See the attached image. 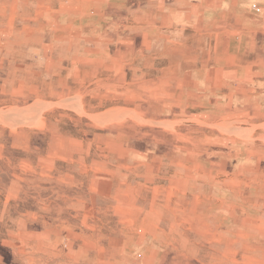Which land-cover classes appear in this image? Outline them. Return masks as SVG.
Here are the masks:
<instances>
[{
	"label": "rangeland",
	"instance_id": "rangeland-1",
	"mask_svg": "<svg viewBox=\"0 0 264 264\" xmlns=\"http://www.w3.org/2000/svg\"><path fill=\"white\" fill-rule=\"evenodd\" d=\"M168 4L0 0V264H264V88Z\"/></svg>",
	"mask_w": 264,
	"mask_h": 264
},
{
	"label": "crops",
	"instance_id": "crops-1",
	"mask_svg": "<svg viewBox=\"0 0 264 264\" xmlns=\"http://www.w3.org/2000/svg\"><path fill=\"white\" fill-rule=\"evenodd\" d=\"M166 1V0H164ZM264 0H169L168 19L163 26L172 29L192 28L196 49L202 48L210 36L209 51L217 74H226L227 84L237 81L242 75L245 90L264 88V10L254 11L251 3ZM257 5V4H255ZM183 7V8H182ZM208 39V38H207ZM207 46V43L205 42ZM207 48V47H206ZM212 67V66H211ZM204 69L201 70L203 73ZM248 95V96H247ZM245 95V105H262L261 97Z\"/></svg>",
	"mask_w": 264,
	"mask_h": 264
},
{
	"label": "built area",
	"instance_id": "built-area-1",
	"mask_svg": "<svg viewBox=\"0 0 264 264\" xmlns=\"http://www.w3.org/2000/svg\"><path fill=\"white\" fill-rule=\"evenodd\" d=\"M253 7H254L255 9H259L257 5H254Z\"/></svg>",
	"mask_w": 264,
	"mask_h": 264
}]
</instances>
